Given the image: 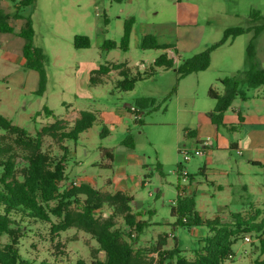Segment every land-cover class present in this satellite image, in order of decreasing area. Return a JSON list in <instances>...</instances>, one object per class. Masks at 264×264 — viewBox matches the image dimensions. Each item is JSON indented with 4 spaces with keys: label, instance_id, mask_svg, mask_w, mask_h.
Instances as JSON below:
<instances>
[{
    "label": "rangeland",
    "instance_id": "374dc122",
    "mask_svg": "<svg viewBox=\"0 0 264 264\" xmlns=\"http://www.w3.org/2000/svg\"><path fill=\"white\" fill-rule=\"evenodd\" d=\"M1 5L10 15L15 13V2L1 0ZM22 14L32 19L33 43L48 57L46 90L42 96L35 94L38 75L35 73L36 77H32L33 71L27 70L18 60L23 59L24 40L14 35V63L8 69L0 49V115L35 136L43 126L56 119H73L82 111L96 114L97 122L82 133L78 141L60 143L44 137L42 151L57 161L63 156L64 147L69 150L67 179L60 183L61 191L79 179L94 183L98 190L107 188L112 194L116 188H110L108 182L123 179L132 184L133 213L150 226L137 241L131 240L122 217L115 218V228L124 233L134 250H142L148 259H157L158 254L153 249L164 235L169 236L164 249L170 250L177 244L190 260L194 258V251L203 247L200 241L209 234L206 227H175V219L170 215L179 187L188 185L191 176L195 209L205 219L220 216L224 222H231L232 214L250 216L256 209L263 208L264 171L252 168L230 148L227 153H218L212 164H207L206 152L189 161L179 153L181 149L193 151L194 146L201 148L187 132L197 129L199 114L214 110L215 101L209 90L223 95L220 80L230 77L228 71H243L251 35L239 37L231 45H222L212 53L208 70L183 79L178 78L175 68L158 69L152 77L138 82L132 91L124 92L117 87V71L102 76L106 81L103 85L91 86L90 77L101 65L119 63H125L133 74H144L163 54L177 65L221 41L223 32L229 27L248 28L262 24L264 0H35ZM255 14L260 19L252 22ZM131 18L134 19L133 36L128 51L124 52L119 44L124 22ZM11 23L18 31L24 20L12 19ZM147 34L175 48L142 49L139 44ZM77 35L88 36L90 48L76 49L74 37ZM108 41L114 42L116 48L107 49ZM260 44L264 53V34ZM261 61L264 63V57ZM262 90L250 91L251 108L261 106L264 109ZM141 98L154 99L155 103L143 111L138 110L140 114L129 112ZM44 107L53 112L52 117L44 114ZM38 113L40 116L36 117ZM104 126L109 134L101 137ZM229 129H219L225 142L240 137V132ZM0 136L4 143H13V138L5 131H0ZM125 141L132 144V148L125 145ZM104 150L113 156L111 170L102 166L106 160ZM17 155L20 167L24 154L17 150ZM158 163L162 166V175L156 171ZM179 163L189 174L186 178L183 174L179 176ZM148 174L151 177L145 178ZM136 180L147 182L144 186H135ZM111 214L112 209L105 206L97 216L107 218ZM52 220L59 221L55 217ZM48 231L47 224L28 227L19 245L23 259L31 264H77L79 261L90 264L96 258L105 260L98 243L75 228L61 234L58 242L64 247L63 254L55 256ZM262 236L256 233L241 236L232 246L233 257L225 264H256L262 260L259 244ZM8 242L7 236L0 237V247Z\"/></svg>",
    "mask_w": 264,
    "mask_h": 264
},
{
    "label": "trees",
    "instance_id": "16d2710c",
    "mask_svg": "<svg viewBox=\"0 0 264 264\" xmlns=\"http://www.w3.org/2000/svg\"><path fill=\"white\" fill-rule=\"evenodd\" d=\"M11 1L16 3L13 15L4 10L0 1V32L16 34L24 40L22 47L24 67L39 74V85L35 94L42 96L47 85L45 67L48 57L43 49L36 47L33 43L35 31L32 19L22 14L26 8L34 4L35 0ZM114 1L122 2V0ZM12 19L24 20L17 33L11 24ZM259 19L260 16L255 14L252 22ZM133 25V18L124 22L123 35L119 44V48L124 52L129 49ZM263 30L264 21L260 25H251L248 28L229 27L223 32L221 41L210 45L206 50L180 61L178 65L173 59L163 54L144 74L139 72L133 74L125 63L101 65L91 72L90 85L105 84L102 76H108L112 71L119 73L121 79L117 82V87L124 92L132 91L138 82L152 77L158 69L175 68L178 78L183 79L191 74L206 71L210 67L211 55L216 49L248 32H253V37L247 46V57L248 61L253 62L254 41ZM90 46L91 41L88 36L74 37L76 49H88ZM105 47L112 50L116 48V44L108 41ZM141 47L145 50L174 49L171 44H159L156 36L152 34L144 37ZM220 82L225 87L223 95L217 94L213 89L209 90L210 97L216 103L209 117L214 125L223 128L225 127L224 114L238 96L244 95L242 86L248 89L264 87V69L252 67L248 71L238 72ZM154 103V99L141 98L136 101L134 107L144 110ZM43 111L47 117L53 116L49 108L44 107ZM39 116L40 113L36 115V117ZM96 122V114L82 111L72 125L65 120L56 119L53 123L43 126L35 136H31L26 129L0 115V131H5L13 138L12 144H6L3 136H0V237L9 238V242L0 247V264H31L22 258L19 245L28 227L38 223L49 226L48 237L49 241L54 243L52 247L55 249V256L63 254L61 249L64 247L58 242L62 233L75 228L90 235L98 243L99 249L105 253V260L96 258L90 264H225L233 257L232 246L240 240L241 236L252 233L264 236V206L262 209H256L250 216H244L241 213L232 214V221L224 222L220 216L214 219L203 218L195 209L194 195H178L170 212L171 217L175 219L174 226L188 229L206 227L209 234L200 241L203 247L194 251V258L190 260L183 255V251L177 244L170 250L164 249L169 237L164 235L153 249V252L158 254L157 259H148L142 250H134L131 243L125 240L124 233L115 228V218L122 217L131 240L137 241L145 228L149 226L133 213L131 208L133 197L124 192L103 193L85 182L76 185L73 183L71 187L61 191L60 183L67 179L69 150L64 147V154L57 161H53L47 153L42 151L44 137H50L60 143L66 140L76 142L80 135ZM234 129L231 128L232 131ZM108 133L109 130L104 126L101 137L107 136ZM125 145L132 148V144L126 141ZM17 150L24 154L20 167ZM103 154L109 161L108 168H112L113 156L108 150H104ZM181 170L182 164L179 163L177 171L181 172ZM156 171L162 175L160 164H157ZM190 179L193 180V176ZM51 203L56 204L52 206ZM105 206L112 209V214L107 218L98 217L97 213ZM52 217L59 221L53 222ZM263 236L259 238L263 259L256 261V264H264ZM77 264L84 263L79 261Z\"/></svg>",
    "mask_w": 264,
    "mask_h": 264
},
{
    "label": "crops",
    "instance_id": "0c3cea01",
    "mask_svg": "<svg viewBox=\"0 0 264 264\" xmlns=\"http://www.w3.org/2000/svg\"><path fill=\"white\" fill-rule=\"evenodd\" d=\"M19 30L18 31L15 30V32L17 33V32H19ZM263 34H264V30L258 35V37L255 40V43H254L255 44V57H254L253 62L248 61V58H247V62H245L243 64V71H248L252 67H256L258 69H264V63L262 61L260 62V59L262 60L264 57V53L261 50L262 45L260 44V39H261ZM14 35L17 36L16 34H8V33H1L0 32V49H2V57L4 59V66L7 69L10 68L12 66V64L14 63V51L12 50V44L14 43V40H13ZM245 35H251V38H252L253 32H248ZM132 36H133V29H132V33H131V39H132ZM145 36L146 35H144L141 39V42L139 44L140 47L142 45V42H143V39ZM17 37H19V36H17ZM240 37H242V36H240ZM131 39H130V42H131ZM236 39L231 41V42H228L226 44L231 45L232 43H234L236 41ZM158 43L159 44H168V43H160L159 41H158ZM226 44H224V45H226ZM218 49H216V50H218ZM169 50H172V49H169ZM18 60L20 61V63L24 67V65H25L24 57H23V59H18ZM178 60L179 59H177L176 62H178ZM174 62H175V60H174ZM29 71H33V72H31L32 77H36V74L38 75L37 76V85H39V74L34 70H29ZM219 72H222V71H219ZM228 72H230L228 74H230V77H232L236 74L237 71L236 72L235 71H228ZM120 79H121V77L119 76V80ZM221 85L223 86V90L225 92L224 85L222 83H221ZM37 88H38V86H37ZM262 88L264 89V87L257 88V89H248V88H246V86H242V90L244 91V95L238 96L233 101L231 108L224 114L223 122H224L226 128L223 127V129L228 130L230 128L229 130L232 131L231 128H235L232 132H236V133L240 132V134H239L240 137H237V139H231L230 141H226V142H225V140H223L224 137L221 136V134L219 132V129H221V128H218L216 125H214L212 123L210 117H209V113L212 111H210L208 113L199 114L197 129L196 130L194 129L192 131H188L187 135H188V137L194 138L195 142L197 144L201 145V148L194 146L195 147L194 150L195 149H202L203 153H205V152L207 153V157H206L207 164H212L214 158L218 155V153H227V152H229V148H230L231 151H234L237 155H239L241 157V159H243L249 165H251L252 168L264 171V112L262 111L264 109L261 106H259L258 108H251L249 106V101H250L249 95H251L250 91L251 90H258V89H262ZM262 91H264V90H262ZM238 99H240V101ZM215 105H216V103H215ZM67 107L70 108L71 105H68ZM131 108H135V107H131ZM131 108L128 111L132 113ZM138 110L140 111V109H136V112H138L140 114V112ZM79 117H80V114L77 117H74L73 119L72 118L70 119L69 117H67L66 119H61V120H65L68 123H70V125H72V123ZM139 117H140V115H139ZM139 117H137V118H139ZM220 138L223 140L224 143L220 142L221 141ZM103 156H104V154H103ZM108 164H109V161L106 159L102 163V166L105 167L106 169L111 170L113 168L114 161H113L112 168H108V166H107ZM158 164H160V163H158ZM184 172H186L188 174V172L186 170H184ZM181 174H183V170H181V172H179V176H181ZM147 176H151V174L146 175L145 178H148ZM193 180H191V182H189L188 185H186V186L184 185V186L179 187L178 195H180V196L194 195V193H193V191H194ZM77 181L79 182V184L82 182H85V183L92 185L95 188L97 187V185H95L94 183H92L90 181H85L83 179H79ZM77 181H74V182L76 183ZM146 182H147L146 180H143V181L136 180L134 185L135 186L136 185L144 186L146 184ZM107 185L110 188H111V186L113 188L115 186V188H116L115 193L124 192V193H127L131 196L130 190L132 188V184L126 182L123 179H117L115 182L110 181L107 183ZM100 191L103 193L112 194V193H110V190L107 188L105 190L100 189ZM181 192H182V194H180ZM138 219L141 220L140 217H138ZM167 224H169V223H167ZM149 226H150V224H149Z\"/></svg>",
    "mask_w": 264,
    "mask_h": 264
},
{
    "label": "built area",
    "instance_id": "2783aa9c",
    "mask_svg": "<svg viewBox=\"0 0 264 264\" xmlns=\"http://www.w3.org/2000/svg\"><path fill=\"white\" fill-rule=\"evenodd\" d=\"M131 111L136 112V109L131 108ZM179 153L182 154L185 161H189L193 156H201L203 154V150L202 149H195V150L191 151L188 149H181V150H179ZM183 176H184V178H186V176H187V173L184 171H183ZM74 184L76 185L75 182H74ZM180 194H182V192Z\"/></svg>",
    "mask_w": 264,
    "mask_h": 264
}]
</instances>
